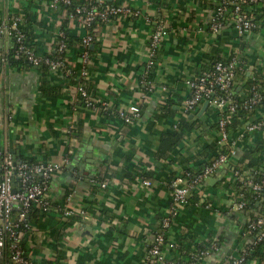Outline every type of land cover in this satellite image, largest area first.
Segmentation results:
<instances>
[{
	"label": "crops",
	"instance_id": "obj_1",
	"mask_svg": "<svg viewBox=\"0 0 264 264\" xmlns=\"http://www.w3.org/2000/svg\"><path fill=\"white\" fill-rule=\"evenodd\" d=\"M84 1L99 7L127 5L140 13L95 24L85 77L93 95L113 107L138 105L140 117L127 124L114 116L75 109L71 78L60 69L44 73L39 66H11L6 54L15 43L1 36L0 152L10 153L15 161L69 158L49 182L50 211L33 209L28 214L30 229L21 243L30 264H141L172 205L168 181L204 162L214 153L211 145L215 141L218 145L211 104L200 115L203 102L194 111L183 112L182 102L190 94L186 81L208 69L216 56L224 61L234 57L236 65L248 68L246 78L254 72L264 76V0L248 7L254 27L242 35L234 32L229 17L218 31L210 29L217 0ZM22 5L38 22L30 42L35 53L41 57L52 53L58 31L65 29L70 39L66 58L77 75L80 39L88 28L72 19L65 7H51L49 0H0V17L20 13ZM159 22L168 33L152 79L144 81L148 38ZM186 117L193 126L172 143L170 136ZM255 143L264 145V131L238 140L232 156L240 158ZM134 169L149 174L151 186L130 179ZM213 175L214 180L209 182V177L196 189L197 198L172 218L167 236L175 248L164 246L167 260L181 259L187 249L193 251L196 243L205 244L215 236L214 248L209 247L208 255L196 264H224L228 255H237L236 250L253 242V236L242 231L251 210L237 208L236 177L229 163ZM65 202L83 207L86 215L61 217L56 209ZM179 247L182 252L177 255ZM247 264H264V259Z\"/></svg>",
	"mask_w": 264,
	"mask_h": 264
},
{
	"label": "built area",
	"instance_id": "obj_2",
	"mask_svg": "<svg viewBox=\"0 0 264 264\" xmlns=\"http://www.w3.org/2000/svg\"><path fill=\"white\" fill-rule=\"evenodd\" d=\"M218 3L213 10L210 20V29L216 32L220 29L224 20L229 17L232 23V29L238 35L250 31L254 27L253 19L248 7L258 4L261 0H217ZM72 0H49L51 7H64L70 5ZM140 13L127 5H107L99 7L91 4H81L75 7L73 13H69L72 19H76L85 27L89 28L93 22H105L111 17L130 16L136 17ZM21 16L19 14L10 15L0 22V37L7 36L13 39L17 51L22 53L26 59L34 66L44 62L50 70H58L69 77L72 69L66 58L68 44L64 40L62 30L57 33L56 52L57 56L49 59L48 57L38 56L35 51L25 44L24 34L20 28ZM168 31L163 22L156 23L151 32L147 43L146 70L154 66L157 51L161 48L164 38ZM93 41V35L88 32L80 39L81 45V68L77 78H85L88 74L87 65L89 64L90 54L88 46ZM236 59L230 58L227 62L218 60L213 63L212 69L204 70L190 80L186 85L190 88V94L182 102L184 113L194 111L204 100H209V104L216 110L217 117V144L223 146L228 151L220 153L212 163L206 165L204 169L191 175L188 171H183L179 175L168 181L172 205L170 211L160 220V230L154 233L151 243L147 246L142 257L141 264H180L173 259L167 260L163 254V248L167 245L169 248H175V243L165 242L163 231L170 227L172 218L177 210L182 208L188 202L192 191L201 186L207 178L213 175L217 168L228 162L230 156L235 152V145L238 140L246 138L254 131H264V116L258 121L242 124L235 131L227 128L232 115L237 111L238 106L245 110H251L260 100L258 93L238 105L232 99L231 86L234 78V69ZM222 94L215 96L216 90ZM77 100L80 107L91 112H106L112 109L108 100L93 95L83 85L79 84L75 88ZM113 112L117 118L130 124L140 117V107L138 105H129L126 109L115 107ZM69 162L67 155L60 160L48 161H15L10 153L0 152V262L3 259L8 260V264H30L25 256L22 239L24 233L30 229V223L27 219L28 214L33 208L42 212H48L52 208L49 197L48 187L51 178L60 172ZM234 176L238 177V172L234 171ZM133 181L141 183L143 186H151V181L138 175L133 177ZM252 185L257 192H264V182L251 183L243 182V185ZM104 186V183H101ZM237 208L243 209L245 203L242 198L238 200ZM209 204H206V207ZM57 212L61 217H84L86 210L80 206H71L67 202L57 207ZM264 224V219L258 217L248 223V233L255 231ZM162 230V231H161ZM161 231V232H160ZM264 236V226L256 234V240ZM215 244L211 247L214 248ZM208 249L191 257L190 261L182 264H196L208 255ZM244 257L241 255L230 254L225 259L224 264H242Z\"/></svg>",
	"mask_w": 264,
	"mask_h": 264
},
{
	"label": "trees",
	"instance_id": "obj_3",
	"mask_svg": "<svg viewBox=\"0 0 264 264\" xmlns=\"http://www.w3.org/2000/svg\"><path fill=\"white\" fill-rule=\"evenodd\" d=\"M27 1L28 3H32V0H27ZM84 3H86L84 0H72L70 5L64 7L67 9L68 13H73L76 6ZM29 9L28 6L22 5L20 13L18 14L21 16L22 19L20 28L24 34L25 44L33 49V46L30 42L31 39L35 36L33 33V29L35 25L38 24V22L30 14ZM3 20L4 18L0 17V22H2ZM96 23L97 22L91 23V25L88 28L91 34H92V28L95 26ZM61 30L64 32V40L68 44L70 40L69 36L66 33L65 29H61ZM56 46L54 51L49 55H47L46 57L52 59L57 56ZM159 50L157 51V55ZM6 59L11 66H14L16 68H22V67L28 68L30 66H34L26 59V57L22 53L17 51L16 45L11 49V51H9L6 54ZM218 60L227 62L224 61L222 58L216 56L212 59L213 62L211 63V65L209 64V68L206 70L212 69L213 63ZM38 66L43 69L44 73L45 71L49 70V66L44 62L40 63ZM153 68L154 66L146 70L147 72L144 76V81H149L152 79ZM247 69L248 68L244 65L241 64L236 65L234 69V78L231 86L232 99L235 103L240 105L244 101H247L255 92L258 93L261 98L256 103V105L253 106L251 110H245L242 107L238 106L236 113L232 115L230 122L227 124V128L230 129L231 131L237 130L239 127H241L242 124H246L247 122L249 123L256 122V120H259L262 117L261 115L264 112V76L259 72L258 73L254 72L251 76L246 78ZM69 78L72 79L75 88L77 85L81 84L86 89H88L86 86L85 78L83 77L77 78V75L74 72H72ZM237 88L239 89L237 90ZM219 94L222 93L217 89L215 92V96H219ZM74 101H75L74 102L75 109L77 108L76 106L80 107V102L77 100V95H75ZM114 108L115 107L109 109L106 112L99 111V113L103 114V116L106 117H111V116L117 117L116 113L113 112ZM213 112L216 114L217 117L216 110L213 109ZM183 121L181 120L178 131L170 136L172 143H176L185 132L191 129V127L194 124L193 121L187 119V117L186 119H183ZM216 127H217V122H216ZM215 143L214 145H211V151H213L214 153H212L210 156L207 155L208 156L207 159L204 162L199 163L197 167H189L185 171H188L191 175H196L200 173L206 165L212 163L213 160L216 159L220 153H224V152L226 153L228 151L223 146L216 145ZM228 163L231 173H234V171L238 172V177L235 176L236 178L234 185L236 195L238 196L239 200L242 198V201L245 203L244 208L251 210L242 227V231L246 233L248 232L249 221L254 220L258 217H262V219H264V192L255 191L251 184L243 185V182L248 180L251 181L252 184L256 182L258 183L264 182V145L255 143L253 145L252 150L247 151L240 158L235 159L234 156H230L228 159ZM134 174L144 178H148L147 176H149V174L147 175V173H143V170L138 172L134 169L130 171V179H133V177L135 176ZM190 194L191 195H189L188 201L191 200V198H195V199L197 198L196 190L192 191ZM257 202H259L258 205H256ZM36 210L41 212L42 214L46 213L40 211L39 209ZM263 226L264 224L261 225V227L257 228L255 231L249 232V234L253 236V242L250 245L245 247L243 250L239 249L235 251V253L236 252L238 253L237 255H241L244 257L242 264H247L252 259H264V236L260 240L255 239L256 234ZM158 232L159 231H156L155 233ZM168 232L169 229L163 231L165 242H168V236H167ZM214 237L209 238V240L205 244L196 243L195 249L193 251H189V249H187L188 252H185V257L183 258L181 257V259L176 257L173 260L178 261L180 264L190 261L192 256L197 255L198 253L204 250H207L209 247L212 246V244H216L217 240H215ZM177 250H178L177 255H179V253H181L182 250L180 247L177 248Z\"/></svg>",
	"mask_w": 264,
	"mask_h": 264
},
{
	"label": "water",
	"instance_id": "obj_4",
	"mask_svg": "<svg viewBox=\"0 0 264 264\" xmlns=\"http://www.w3.org/2000/svg\"><path fill=\"white\" fill-rule=\"evenodd\" d=\"M209 104V100H204L203 103L200 106V111H199V115L204 111V109L207 107V105ZM212 180H214V175L210 176L209 178V182H211ZM259 204V202H257V205ZM245 213H247V210H244Z\"/></svg>",
	"mask_w": 264,
	"mask_h": 264
}]
</instances>
